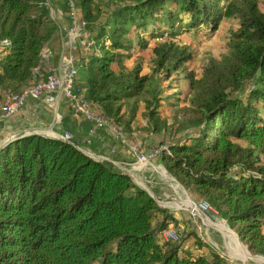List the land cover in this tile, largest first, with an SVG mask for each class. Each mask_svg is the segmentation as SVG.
I'll use <instances>...</instances> for the list:
<instances>
[{"label": "trees", "instance_id": "obj_1", "mask_svg": "<svg viewBox=\"0 0 264 264\" xmlns=\"http://www.w3.org/2000/svg\"><path fill=\"white\" fill-rule=\"evenodd\" d=\"M118 1L99 19L91 0H77L94 39L78 76L86 97L127 136L139 97L150 93L149 75L127 61L149 38L177 28L207 27L212 35L223 16L239 19L231 52L200 75L186 66L192 53L185 47L165 41L153 48L155 72L166 80L184 72L192 91L189 100L169 97L172 108L189 103L177 110L175 133L162 138L157 157L264 256V12L254 0ZM59 29L48 0H0V41H9L1 85L32 83L41 51ZM153 98L145 99L143 115L151 132L164 135L163 103ZM178 221L114 162L71 141L19 134L0 148V264H225L218 253L185 250L160 236Z\"/></svg>", "mask_w": 264, "mask_h": 264}, {"label": "rangeland", "instance_id": "obj_2", "mask_svg": "<svg viewBox=\"0 0 264 264\" xmlns=\"http://www.w3.org/2000/svg\"><path fill=\"white\" fill-rule=\"evenodd\" d=\"M244 1L232 0V2L237 3ZM254 1L258 3V7L264 12V0ZM118 2V0H91L90 4L94 15L102 19L111 7ZM239 26V19L232 15L223 16L218 23V28L212 35L206 34L209 31L207 27H203L199 32L177 28L174 33L165 32L159 37L149 38V46L144 50L138 51L127 61V65L130 67L136 63H140L142 73L150 77L148 84L150 93L139 97V111L145 107L146 98L154 100L153 96L156 94L162 100L161 118L166 122L162 130L164 138L172 136L175 133L172 124L175 114L182 106H187L189 103V101L183 102L185 104L180 103V106L177 108H172L168 105V101H173L174 98L169 97L178 96L189 100L192 91L184 72L177 71L168 80L164 78V71L155 72L156 56L153 48L165 41H173L178 46L185 47L188 52L192 53V58L186 66L189 70L194 71L196 75H200L212 60H220L231 52L232 34ZM149 34L150 32L147 33V35ZM2 50L0 49V56L4 52ZM134 101L135 99L126 101L127 108L125 111H129ZM147 129L151 131L148 127ZM240 142L246 144L245 141ZM156 170L155 175L161 177L162 185L167 186L168 190L165 189L166 192L160 196L152 192L160 201V205L169 208L178 218V222L171 223L168 227H173L180 233V239L177 242H181L185 250H192V252L209 256L212 253H218L224 258L225 264H264V256L251 251L248 245L240 239L236 230L218 212L212 215V219L206 218L205 215L201 217L193 214V204L204 198L182 185L165 167H158ZM134 181L145 187L148 185L147 188L150 187L142 178L135 177ZM189 232L193 235L187 237V233ZM196 238L205 244L201 249H198Z\"/></svg>", "mask_w": 264, "mask_h": 264}, {"label": "crops", "instance_id": "obj_3", "mask_svg": "<svg viewBox=\"0 0 264 264\" xmlns=\"http://www.w3.org/2000/svg\"><path fill=\"white\" fill-rule=\"evenodd\" d=\"M48 1L52 16L60 28L49 42L54 54L52 60L57 63L66 52L63 35L65 27L70 23V18L65 0ZM2 47L5 49V46ZM77 52L82 53L81 51ZM76 87L85 94L86 82L81 75L76 80ZM144 110L145 107L136 116L129 136L133 141L141 142L142 151H147L159 145L164 135L147 129V120L143 115ZM19 134H42L56 138L69 134L71 139L77 140L81 149L94 158H106L120 168L122 165L132 170L137 177L144 179L149 184L155 194L160 196L166 192L165 189L168 190L167 186L162 185L161 177L155 175L158 167H165L158 157L146 166L133 167L135 158L129 148L123 145L109 129L98 127L94 122L76 113L70 100L63 96L53 104L29 98L18 113L0 120V146L5 140L12 139Z\"/></svg>", "mask_w": 264, "mask_h": 264}, {"label": "built area", "instance_id": "obj_4", "mask_svg": "<svg viewBox=\"0 0 264 264\" xmlns=\"http://www.w3.org/2000/svg\"><path fill=\"white\" fill-rule=\"evenodd\" d=\"M67 8L70 23L64 29V45L66 52L59 62H53V50L47 43L40 55V62L33 70V82L21 87L3 86L0 83V120L7 119L18 113L26 104L29 98L43 101L47 104L55 103L63 96L70 100L73 110L84 118L94 122L98 127L109 129L120 142L127 146L135 158L133 167L146 166L158 155L163 146L152 147L142 151V144L133 141L127 136L106 114L97 110L94 103L81 93L76 87V80L80 70L85 65L86 57L93 47L94 39L88 30V22L82 16L77 0H67ZM9 41H0V49L5 46L6 51ZM81 51L82 53H78ZM72 140L70 135L63 136ZM104 158H101V160ZM129 170V169H128ZM133 179L137 177L132 170H129ZM193 214L212 219L217 213L216 209L207 201L200 200L193 204ZM160 236L165 240L178 241L180 233L173 227L164 229Z\"/></svg>", "mask_w": 264, "mask_h": 264}, {"label": "water", "instance_id": "obj_5", "mask_svg": "<svg viewBox=\"0 0 264 264\" xmlns=\"http://www.w3.org/2000/svg\"><path fill=\"white\" fill-rule=\"evenodd\" d=\"M58 138H61V139H64V140H67V139H65V138H63V137H58ZM10 139H8V140H5V142L0 146V148L5 144V143H7L8 141H9ZM68 141H71L72 143H74L75 145H79V143L77 142V140H74V139H72V140H68ZM90 155V154H89ZM93 157V156H92ZM104 159H106V158H104ZM121 168L126 172V173H128V174H130V171L126 168V167H124V166H122L121 165ZM131 175V174H130ZM140 185V184H139ZM140 186H142L143 188H145L148 192H150L155 198H156V196L153 194V192H152V190L151 189H149V188H147L148 187V185H146L147 187H145V186H143V185H140ZM156 200L158 201V203L160 204V201L156 198Z\"/></svg>", "mask_w": 264, "mask_h": 264}, {"label": "bare ground", "instance_id": "obj_6", "mask_svg": "<svg viewBox=\"0 0 264 264\" xmlns=\"http://www.w3.org/2000/svg\"><path fill=\"white\" fill-rule=\"evenodd\" d=\"M193 208H194V206H193Z\"/></svg>", "mask_w": 264, "mask_h": 264}]
</instances>
